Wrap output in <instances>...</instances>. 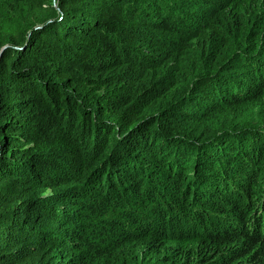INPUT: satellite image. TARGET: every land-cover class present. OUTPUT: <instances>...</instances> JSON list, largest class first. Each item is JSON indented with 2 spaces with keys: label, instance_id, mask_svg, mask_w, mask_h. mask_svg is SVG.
Masks as SVG:
<instances>
[{
  "label": "trees",
  "instance_id": "trees-1",
  "mask_svg": "<svg viewBox=\"0 0 264 264\" xmlns=\"http://www.w3.org/2000/svg\"><path fill=\"white\" fill-rule=\"evenodd\" d=\"M260 40L264 0H0V188H16L0 193V264H43V234L55 248L139 243L177 264H264V185L261 201L254 182L198 209L192 177L166 193L161 181L181 176L172 163L194 145L264 167V146L242 151L199 124L259 94L236 77L264 65ZM45 200L58 210L33 232Z\"/></svg>",
  "mask_w": 264,
  "mask_h": 264
},
{
  "label": "rangeland",
  "instance_id": "rangeland-1",
  "mask_svg": "<svg viewBox=\"0 0 264 264\" xmlns=\"http://www.w3.org/2000/svg\"><path fill=\"white\" fill-rule=\"evenodd\" d=\"M252 33L253 30L247 27L245 34L250 35ZM257 45L260 48L256 47V49L263 53L264 47L262 46H264V42L260 40ZM251 66V70L247 71L248 73L246 72L250 77L261 75L264 78V65L251 64ZM246 73H238L236 79L239 83H241L243 79H248L256 85H262L263 87L259 89V94L249 101L217 107L218 109H214L212 115L202 118L203 120H200L199 124L207 126L208 132H218L216 136L221 135L219 137L224 138L220 141H235L241 143L239 144V148H241L242 151L251 153L256 151L259 145L264 146V84H262V80L250 78ZM230 83L234 85L233 81H230ZM235 85L241 89V91L246 88L245 84H238L235 82ZM235 94L237 95L238 93L235 92ZM213 98H216V96ZM217 101L224 103L226 99H218ZM219 131H226L227 133L224 135L220 134ZM260 139L262 140L260 141ZM258 141H260V143H258ZM221 143H216L212 146L205 145L202 148L208 147L209 150L203 153L197 145L184 148L182 153L180 152V155L177 154V159L172 163V169L169 171V175L181 173V176L174 182H172L169 177L161 178L163 182L162 191L166 193L167 185L177 183L178 181H181L182 185H187L188 181L191 179L190 177H192L193 180L190 181L191 185H193L198 192L197 196L192 195L191 198L194 199L191 201L192 204L193 202L195 203V207L200 209L202 204L204 206L207 204L208 199L212 194H215L214 191L216 189L226 194H234L236 196V194L242 192L241 187L243 185H254L255 182L259 184L260 187L256 185L257 187L254 188L255 193H252L253 200L257 199L261 201L263 194L262 188L264 185V167H257L255 160L251 157L239 156L234 152L228 154V151L223 149L225 148L224 144ZM213 156H218V159L210 164L208 161ZM215 175L218 176L220 181L210 178ZM196 176H198V178H194ZM254 177H258L256 181H254ZM203 188L209 191H202ZM15 191L16 188L9 182L3 184L0 188V193L12 194ZM54 192L53 189H45L36 192L32 196L47 198L53 196ZM202 194L204 195L202 196ZM47 201L50 200L41 202V222L33 229V232L39 230L40 233L43 232V228L50 223L44 224L42 221L47 217H53V212L58 210L55 203L54 206H45ZM53 207L54 210L52 209ZM69 210L73 213L76 208H71ZM213 214H222L221 216L226 215L225 213L219 212ZM255 215L258 218L260 213L257 212ZM54 219L62 223L64 229L69 230L74 227L67 224V217L59 216ZM65 233L68 235V232ZM41 236L38 242L46 251L43 264H177L173 259L170 260L164 253H159L157 249L149 250L145 248L143 244L139 243L121 245L112 253V249L103 246L97 251L92 247H86L80 244L82 241L79 239L72 241L73 244H79L76 245L75 248L69 246L65 241L58 242V248H55V244L53 246V244L50 243L51 240L48 235L43 234ZM65 239L68 241L67 237H65ZM93 240L95 242L97 241L95 237H93ZM1 241H3L2 238L0 239V243ZM97 244L98 243L95 245ZM77 255L82 256L81 259L75 260ZM244 260H246V258H241L234 261L232 264L241 263L244 262ZM180 264H182V260ZM189 264H194V261Z\"/></svg>",
  "mask_w": 264,
  "mask_h": 264
}]
</instances>
